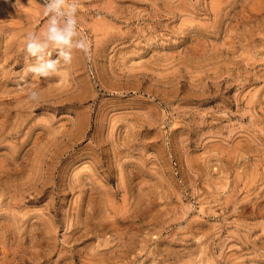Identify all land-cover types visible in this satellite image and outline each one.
Here are the masks:
<instances>
[{"label": "rangeland", "instance_id": "obj_1", "mask_svg": "<svg viewBox=\"0 0 264 264\" xmlns=\"http://www.w3.org/2000/svg\"><path fill=\"white\" fill-rule=\"evenodd\" d=\"M44 2L0 0V264H264V0H80L47 79Z\"/></svg>", "mask_w": 264, "mask_h": 264}, {"label": "clouds", "instance_id": "obj_2", "mask_svg": "<svg viewBox=\"0 0 264 264\" xmlns=\"http://www.w3.org/2000/svg\"><path fill=\"white\" fill-rule=\"evenodd\" d=\"M79 4L80 0H45L46 30L39 34L29 32L25 36V60L35 57V63L27 64L22 70L25 75L45 79L58 75L62 65L71 64L74 50L91 58L90 43L86 36H80L77 27ZM52 50H58V59L50 58ZM28 99L38 101L39 93L31 91Z\"/></svg>", "mask_w": 264, "mask_h": 264}]
</instances>
